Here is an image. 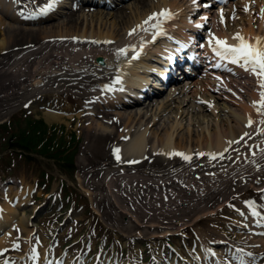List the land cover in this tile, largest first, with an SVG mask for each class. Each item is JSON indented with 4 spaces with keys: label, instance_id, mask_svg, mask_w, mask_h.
I'll return each mask as SVG.
<instances>
[{
    "label": "bare ground",
    "instance_id": "6f19581e",
    "mask_svg": "<svg viewBox=\"0 0 264 264\" xmlns=\"http://www.w3.org/2000/svg\"><path fill=\"white\" fill-rule=\"evenodd\" d=\"M55 2L61 7L54 9L45 7L41 12L40 8L33 10L30 5L21 14L20 7H17V0H0V32L5 30L0 41V116L5 109L9 111L10 107L23 97L30 98L38 95L39 98L51 96L58 100L61 98L63 101L75 103V109L79 112L77 119L85 120L84 129L92 139L116 138L118 143L115 145H120L121 148L118 154L114 152L112 160L115 161L117 155L120 159L130 162L146 154L152 157L154 155L160 164L155 163L154 168H149L146 173L126 175L120 169L121 171L115 175L113 171H109L100 193L93 195L89 189L84 191L91 201L96 200L98 194L107 192L108 198L104 197L98 205H104L108 200L106 203L108 205H104L103 208L108 211L109 218L117 223L121 231L131 228L139 229L135 233L140 234L141 237L149 233L148 237L151 238L178 233L182 228L195 224L201 226L202 223L203 226H207L206 218L201 221L200 218L218 213L216 209H222L221 201L216 209L206 207L209 205L208 202L215 198V193H218L219 189H223L219 195L227 190L230 198L236 189L246 193L251 183H254L259 194L264 193L259 187L264 181V173L237 177L231 172L232 166L224 168L219 173L203 174H199L198 170L193 172L186 168L193 161H200L206 162L205 168L208 169L211 165L221 162V157L225 154L241 157L245 156L244 152L248 147L264 146V132L261 131L264 129V123H261L264 121V115L258 114L257 107L252 103L253 100L258 101L261 91L258 87L260 81L256 76L241 70V66L233 72L228 71V73L232 72V76L242 77L239 82H236L237 79L234 78L224 81L220 77L218 79L204 73L188 85L180 86L160 96L155 102L120 110L121 105L131 99L128 96H134L136 88L144 86L149 81L147 72L151 66L133 61L132 67L128 68L122 65L123 62H113L108 59L110 54H105V46L97 45L103 40H108L117 47H124V51L120 54L111 52L116 56H123L135 44V42H124V36L131 27L136 31L130 39L138 35L139 41L136 47L140 43H146L151 36L152 27L145 26L148 30L144 31L137 26L146 19L150 11L153 12L163 6L178 11L180 18L173 33L176 37L180 35L188 39V30L192 28L188 20L195 19L192 17L195 15L194 11L201 7V3L203 6V0H195V2L194 0H138L136 3L135 1L127 3L123 9L114 11H104L105 8L92 10L90 13L85 12L84 9L69 11L65 17L57 21L37 26L36 23L41 19L60 14L68 7L67 0H55ZM62 5L66 8H62ZM246 7L248 11H245ZM45 9L47 10L44 11ZM262 9H264V0H240L225 12H220L217 21L214 22L213 31L222 37H231L232 33L239 32L248 37L257 36L264 39ZM45 13L47 16L42 17ZM221 13L228 31L222 29ZM233 14L235 19L231 18ZM198 22L206 23L203 17H199ZM145 32L148 33L143 40L141 37ZM73 38L77 40L73 41ZM25 39L28 41L23 42L24 44H35L29 45V49L13 48L15 45H21L18 41ZM85 39H93L94 42L82 41ZM80 44H84L87 49H82ZM94 46L97 50L93 49ZM155 49L164 52L167 45L160 44ZM3 50H9V52ZM161 52H158V55H163ZM151 54L156 56V53L150 49L147 57ZM96 56H103L101 63L97 62ZM143 62L146 63V60ZM121 69L128 70V73L123 75L122 82L109 85L105 91L100 89L106 95L97 98V105L110 109L109 112L97 113L102 117L114 115L116 119H114L115 124H108L95 118L94 113L91 114L88 111L89 106L94 105L93 102H88V107L85 108L79 101L86 100L91 94L88 89L99 83V79L93 76L105 75L111 71L119 73ZM53 85L55 89L58 88L57 91L52 90L54 93L47 89V86ZM112 88L117 93L108 94V90ZM261 111H264V108ZM246 115L253 117L254 123L251 127L246 125ZM48 116L53 119L59 117L58 114L53 113ZM246 133L248 135H245ZM233 140H236V143H233ZM236 147L238 148L235 149ZM225 148H228V152L219 158L204 156L209 155L208 153L224 151ZM177 152L186 154L192 158V161L184 164L186 159L175 155ZM254 152L255 150H252L250 153ZM126 161L118 164L123 166L127 163ZM106 164L98 161L90 168L101 170ZM221 176H227L226 182L217 184V181H221ZM169 186L182 187L195 194L186 197L187 192L170 187V191L165 192L170 200L162 203V208L165 209L157 207L149 210L144 207L145 210H143L141 207L142 210L139 211L145 212L141 216H138L139 211L135 212L137 215L132 214L124 206V202L134 198L143 201L146 197L144 193H147L148 200L143 204L154 205L157 199H161L159 189H166ZM231 187L234 189L229 190ZM24 190L26 194H29L28 190L25 188ZM26 194L25 192L15 193L14 203L12 205L7 203L5 209L0 210V230H4V225L15 218V211L27 202ZM205 201L207 204L203 205ZM113 206L119 212L118 216L112 215ZM23 208L24 206L21 208L23 215L19 217V222L26 227L30 214L27 215ZM250 212L248 203V213ZM254 213V218L248 221V226L243 224V228L247 226L249 229L250 225L257 223L264 226V211ZM121 214H125L126 219H131L132 224L123 225L120 221ZM250 232L252 236L247 235L246 242L248 238L250 241H263L264 229L259 230L258 227ZM3 240L4 238L2 242Z\"/></svg>",
    "mask_w": 264,
    "mask_h": 264
},
{
    "label": "rangeland",
    "instance_id": "374dc122",
    "mask_svg": "<svg viewBox=\"0 0 264 264\" xmlns=\"http://www.w3.org/2000/svg\"><path fill=\"white\" fill-rule=\"evenodd\" d=\"M20 2L22 0H19ZM33 1V0H32ZM36 1V0H34ZM44 3V0L38 1V4ZM86 8L85 10H87ZM68 10H65L67 12ZM4 33L5 30H2ZM2 33L0 32V41H2ZM25 41H28V39L25 40H20L18 41V44L23 45ZM35 44V43H34ZM11 45V44H10ZM21 45H15V46H21ZM13 46V45H11ZM5 52H9V50H3ZM97 87V85L95 86ZM52 89V88H51ZM58 90V88L54 89ZM52 91V90H51ZM53 92V91H52ZM54 93V92H53ZM23 100L18 101L15 103L13 106L14 111H8L5 109L3 113L0 116V123L3 121H8L10 125V129H3L0 127V155L6 154L8 150H6L8 144H9V137L13 132L19 133L21 130H25L27 133L29 132L27 130V124L25 123L26 119H34V122L32 124H35L34 127H37L40 129L41 126H37V123H39V120L42 122H45L46 125V132L48 130L49 125H56V128L58 130V134L62 135L61 138H63V141L59 139V142H65L68 141L71 135H73V140L71 141L70 149L68 151H75V154L72 155L73 159V168L72 171L68 174L70 177V180L77 186L76 196L75 198L77 199V203L74 204L75 211L70 213L71 219V224H73V228L70 230V233L68 235L67 239H72L73 235L75 234H81V236H88V233L91 232V236H93V239L97 241L96 244V249L98 246L102 244V246L106 245V249L108 253H114L115 255H120L121 259H124L126 256L131 255L134 253L136 254H142V258L147 256V253L144 254L148 250V244L151 241V239H146V237H117V232L112 233L116 230L118 225L116 222H114L112 219L109 218L108 211H106L103 206H107V202L103 205H98L99 201H102V199L108 198L107 195L104 193L98 194L96 197V200L90 201L87 198V195L84 196V191L87 189L92 191V194L94 195L95 193H100L102 189V185L104 184L105 179L107 178V172L109 170L115 171H121L123 170L126 175L130 174H139V173H145L149 168L156 164H160V162L157 159H154V157H149L144 163L142 164H135L133 167H138L137 170L135 168H119L116 167V165H119V161H114L112 160V157L114 156L113 153V145L115 144V137H104V138H93L87 134V132L84 129L85 126V120H80V122H69V114L65 113L61 110L59 112V117L56 119H52L48 116L47 109L39 108L40 105L45 104L48 100L39 101L37 103H31L29 108H23L21 106ZM39 103V104H38ZM18 106V107H17ZM11 110V109H9ZM9 113V114H8ZM3 115V116H2ZM27 115V116H26ZM38 121V122H37ZM40 121V123H41ZM62 125L64 127H62ZM83 126V127H82ZM53 133L51 132L49 136H51ZM29 135H31V132H29ZM88 136V138H87ZM93 140V141H92ZM46 141V142H45ZM48 141V136L46 134V137L44 139V144H47ZM43 143V142H42ZM41 145V144H40ZM39 147V146H37ZM55 152V151H51ZM47 153H50V151L47 150ZM70 155V153L64 154V156ZM36 157V160H28L17 154L16 152L14 154L7 153L0 159V191L1 189H5L9 186L12 187V189H16L23 186H28L31 189V193L33 194V199H34V205L36 204H41L43 203V199L46 197L45 196V191L49 192L52 189H55L60 181L62 179L68 180L67 175L65 173H61V177L57 175L56 179V173L55 171L50 170L51 163L54 162L52 159H48L47 157H41L40 155H34ZM53 157V156H52ZM114 158V157H113ZM98 161H103L107 163L106 165L103 166L101 170H92L90 166L93 163H97ZM120 162H123L122 159H120ZM113 164V165H112ZM116 164V165H115ZM139 165V166H138ZM194 165V164H193ZM102 167V166H101ZM191 165H189V168ZM187 168V167H186ZM60 169L62 170H68L67 166H60ZM121 169V170H119ZM133 170V173L130 172ZM41 170H45V175L43 179L41 180L40 177V172ZM50 170V171H49ZM92 170V171H91ZM115 175H117V172H114ZM40 179V180H38ZM131 179V178H130ZM16 181V182H14ZM23 181V182H22ZM46 181V186L42 183ZM24 184H22V183ZM17 183V185L15 184ZM67 184H70V181H67ZM15 186V187H14ZM65 186V181L63 183V187ZM86 188V189H85ZM11 189V190H12ZM84 190V191H83ZM90 191V192H91ZM106 192V191H104ZM144 193V192H142ZM151 193V192H150ZM84 197H80L81 195ZM107 194V192H106ZM195 192H187L186 197L194 195ZM144 198L143 201L139 198H134L131 200L130 207L134 211L132 214H136L135 212L141 211L142 209L145 210L149 209L152 210L154 208H157L161 206L160 209H165L162 208V203L167 202L170 200L169 197L165 194V200L161 202H154V205H145L143 202L148 200L147 198V193H144ZM169 198V199H168ZM74 200V199H71ZM3 199L0 200V204L3 203ZM209 205H213L214 201H209ZM79 204H84V205H79ZM141 204V205H140ZM160 204V205H159ZM70 203L68 205L64 204V207H62V210L59 211H65L67 207H69ZM138 205L139 208H138ZM211 205V206H212ZM87 206V208H86ZM33 207V205L31 206ZM28 208V211L26 213L30 212V208ZM142 207V209H141ZM145 207V208H144ZM149 207V208H148ZM61 208V207H59ZM129 209V207H126ZM138 209V210H137ZM97 211L99 216H96L94 212ZM139 211V212H140ZM57 212V211H56ZM56 212H53L56 214ZM138 216H141L145 212L142 211L143 213L140 212ZM19 214V213H18ZM22 214V212H21ZM76 214L78 215H83L84 217H76ZM45 215V212L43 211V207L41 209H38L37 214L35 216V219L41 218ZM62 215H64V212H62ZM112 215H119V212L117 211L116 207L113 206V213ZM46 220L43 222V224L47 223V220H50L53 222L55 219L53 216H46ZM57 217V214H56ZM55 217V218H56ZM121 223L123 225H130V223H126V215L121 214ZM131 220V219H130ZM120 223V224H121ZM115 226H113V225ZM222 225V222L220 221L219 223ZM44 229H46L47 225H41ZM117 226V227H116ZM201 229V228H200ZM107 230V231H106ZM112 231V232H110ZM126 232L121 231L124 234H130L134 231H130V229L124 230ZM191 231H187L186 235L189 238ZM109 236V242H107V237ZM128 239V243L126 242ZM132 248V249H131ZM135 248H138L142 251L137 253L135 251ZM136 258V256H133ZM147 259V258H146ZM146 259H141V260H146Z\"/></svg>",
    "mask_w": 264,
    "mask_h": 264
},
{
    "label": "snow or ice",
    "instance_id": "6c2138e0",
    "mask_svg": "<svg viewBox=\"0 0 264 264\" xmlns=\"http://www.w3.org/2000/svg\"><path fill=\"white\" fill-rule=\"evenodd\" d=\"M195 2V0H194ZM55 4V0H53L52 4H49L48 7L51 8ZM45 9L44 11H46ZM245 11H248V8H245ZM264 12V9L261 10ZM22 14V13H21ZM173 15L172 11L170 9H163L158 13L151 14L147 19L143 21L141 25H138V28H141L144 31H147L148 28L145 27V25H149L154 28H160L161 27V21L160 18L163 17L165 20L171 18ZM222 23L223 20V13H221ZM232 19H235V15L231 17ZM152 21H156L155 24H152ZM136 29H133L132 32L129 33V35H132ZM215 40V46L213 48L214 52L223 59H228L234 64H238L241 67L245 69V71H248L250 74L257 77V79L260 81V84L258 87L261 89L260 96L261 100L259 102H254V106H256L257 103H259L260 107H257L258 114L264 115V111H261L262 108H264V39L259 37H244L239 32L236 33L233 37V39H236L239 41L237 44H228L227 40H221L220 38L214 37ZM211 43V42H210ZM124 51V50H121ZM254 123V121L249 118L248 127H251V125ZM261 123H264V121H261ZM262 132H264V129H261ZM245 135H248L247 133ZM231 143V142H230ZM116 153H119V149L115 150ZM175 155L183 156L184 159L188 160L190 159L189 156L183 153H175ZM203 155V154H201ZM117 159H120L119 155L116 157ZM255 214V213H254Z\"/></svg>",
    "mask_w": 264,
    "mask_h": 264
},
{
    "label": "trees",
    "instance_id": "16d2710c",
    "mask_svg": "<svg viewBox=\"0 0 264 264\" xmlns=\"http://www.w3.org/2000/svg\"><path fill=\"white\" fill-rule=\"evenodd\" d=\"M35 138H36V136H35ZM27 141V140H26ZM25 143H27V142H25Z\"/></svg>",
    "mask_w": 264,
    "mask_h": 264
}]
</instances>
